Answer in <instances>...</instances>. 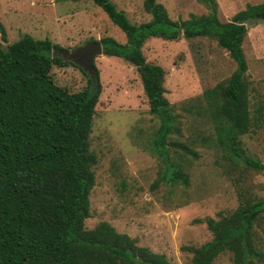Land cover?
<instances>
[{"label": "trees", "instance_id": "1", "mask_svg": "<svg viewBox=\"0 0 264 264\" xmlns=\"http://www.w3.org/2000/svg\"><path fill=\"white\" fill-rule=\"evenodd\" d=\"M90 1L125 35L124 44L110 37L98 42L104 56L123 60L139 75L149 113L158 121L151 151L162 164L160 183L187 187L183 157L199 155L173 139L180 135V119L165 97V72L148 63L142 52L151 38H211L227 51L235 71L203 94L216 146L229 160L242 159L245 167L264 171L259 162L243 158L241 143L252 126L242 44L248 26L264 21V2L248 4L221 22L216 0H198L208 13L177 21L157 0H144L150 21L135 25L110 0ZM0 36L6 43L1 22ZM58 50L61 47L49 39L28 35L0 45V264H170L164 255L138 246L108 223L84 229L96 162L88 138L101 84L99 77L95 83L87 77V85L74 93L57 85L52 68L75 66L55 56ZM263 110L258 109V118ZM240 202L217 220L205 219L212 239L200 248H187L193 254L191 264H212L225 252L232 254L231 264H264L263 243L255 230L263 219L264 199Z\"/></svg>", "mask_w": 264, "mask_h": 264}, {"label": "rangeland", "instance_id": "2", "mask_svg": "<svg viewBox=\"0 0 264 264\" xmlns=\"http://www.w3.org/2000/svg\"><path fill=\"white\" fill-rule=\"evenodd\" d=\"M110 1L132 24L150 21L144 0ZM157 2L173 21L208 13L198 0ZM263 2L216 0L217 18L228 22L246 5ZM0 22L7 36L6 43L0 36L2 47L25 35L49 39L61 47L54 55L63 60L67 59L62 51L90 41L110 37L126 42L120 29L90 0H0ZM242 48L252 117L250 131L241 137L242 156L264 166V110L261 118L257 112L264 108V21L248 26ZM142 52L148 63L165 72V97L180 119V135L173 139L189 145L199 157H183L182 167L189 175L187 187L160 183L162 164L151 151L158 121L149 113L139 75L121 59L95 58L101 93L88 138L96 162L92 167L95 184L89 194L90 217L84 221V229L92 230L105 222L117 233L136 240L138 246L164 255L170 264H191L193 254L187 248H200L212 239L205 219L217 220L220 214L233 212L241 198L264 199V171L245 167L242 159L229 160L216 146L203 94L235 71L227 51L211 38H151ZM51 73L55 83L71 93L87 85V74L76 66H54ZM255 230L264 250V213ZM231 257L225 252L212 264H231Z\"/></svg>", "mask_w": 264, "mask_h": 264}, {"label": "water", "instance_id": "3", "mask_svg": "<svg viewBox=\"0 0 264 264\" xmlns=\"http://www.w3.org/2000/svg\"><path fill=\"white\" fill-rule=\"evenodd\" d=\"M62 54L64 59H67L66 61L72 62L75 66L81 68L91 78L92 83L97 81L98 74L94 66V60L103 55L100 42L90 41L72 51L64 50Z\"/></svg>", "mask_w": 264, "mask_h": 264}]
</instances>
